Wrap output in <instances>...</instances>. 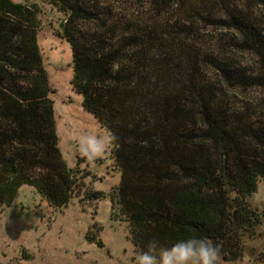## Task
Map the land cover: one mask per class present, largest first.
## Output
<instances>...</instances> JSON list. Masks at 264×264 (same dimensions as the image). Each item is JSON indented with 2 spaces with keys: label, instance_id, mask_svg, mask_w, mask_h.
I'll list each match as a JSON object with an SVG mask.
<instances>
[{
  "label": "trees",
  "instance_id": "obj_1",
  "mask_svg": "<svg viewBox=\"0 0 264 264\" xmlns=\"http://www.w3.org/2000/svg\"><path fill=\"white\" fill-rule=\"evenodd\" d=\"M195 1L192 5L193 0H178L188 24L199 16L204 20L212 16L240 32L245 45L264 61L259 25L249 11L233 0ZM259 1L264 6V0ZM53 2L69 19L90 16L81 6ZM24 9L20 3L0 0L6 16L25 17ZM19 28L0 25V121L8 124L6 130L0 129V206L11 205L23 185L34 187L53 205L64 206L74 195L76 173L67 170L58 147L53 103L48 99L51 87L36 32ZM17 35L21 36L15 47ZM151 38L156 40L155 35ZM68 40L73 49V88L83 97L84 109L110 132L121 170V180L109 194L114 216L128 222L138 252L154 239L169 247L192 237L233 239L240 245L259 218L248 198L264 180V162L247 157L241 140L225 127L224 113L209 97L210 89L191 91L197 74L182 69L194 71L198 54L184 68L164 58L158 67L136 65L123 71L115 69L118 49L92 50L74 37ZM220 69L231 78L229 66ZM22 78L29 80V88L17 86ZM238 80L264 87V75ZM194 111L213 147L197 143L187 129ZM253 134L264 145V131ZM37 166L47 172L33 177L29 170ZM92 194L106 197L103 192Z\"/></svg>",
  "mask_w": 264,
  "mask_h": 264
},
{
  "label": "rangeland",
  "instance_id": "obj_2",
  "mask_svg": "<svg viewBox=\"0 0 264 264\" xmlns=\"http://www.w3.org/2000/svg\"><path fill=\"white\" fill-rule=\"evenodd\" d=\"M12 1L24 5L25 17L6 16L0 11V25L36 32L51 87L48 99L53 103L58 147L67 170L76 173L77 185L64 206L53 205L29 185L21 187L11 205L0 206V264H134L138 252L130 238L128 222L114 216L109 194L119 184L121 170L115 162L110 132L84 109L83 97L73 88L69 37L92 50L118 49L115 69L123 71L136 65L158 67L164 64V58L184 68L198 54L194 71L182 69L183 73L197 74L191 91L210 89L209 97L224 113L225 127L241 140L247 157L264 162V145L253 134L264 131V87L238 80L263 76L264 61L245 45L240 32L222 26L212 16L206 20L199 16L188 24L178 0H63L66 5L86 9L88 19H69L53 0ZM233 3L250 12L264 42V6L259 0ZM154 35L156 40L151 38ZM20 36L13 40L15 47ZM220 65L231 68V78L220 71ZM17 86L26 89L30 82L22 78ZM194 112L196 116L187 129L193 131L197 143L213 147L203 133L200 115ZM5 122L0 121L1 130L7 129ZM85 132L109 137L102 157L89 161L79 155L77 141ZM215 150L211 152L216 156ZM46 172L40 166L29 170L33 177ZM96 191L106 197L95 198L92 193ZM248 202L259 217H255L253 232L245 235L240 245L233 239L214 241L222 246L218 264H264V180L259 181Z\"/></svg>",
  "mask_w": 264,
  "mask_h": 264
},
{
  "label": "clouds",
  "instance_id": "obj_3",
  "mask_svg": "<svg viewBox=\"0 0 264 264\" xmlns=\"http://www.w3.org/2000/svg\"><path fill=\"white\" fill-rule=\"evenodd\" d=\"M108 146L109 137L91 132L83 133L77 141L79 155L89 161L102 157ZM221 251L220 244L206 237L180 240L170 247L154 239L146 250L135 253L134 264H218Z\"/></svg>",
  "mask_w": 264,
  "mask_h": 264
}]
</instances>
